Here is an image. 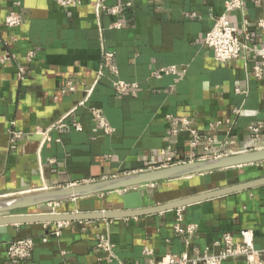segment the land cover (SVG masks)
Segmentation results:
<instances>
[{
  "label": "crops",
  "instance_id": "crops-1",
  "mask_svg": "<svg viewBox=\"0 0 264 264\" xmlns=\"http://www.w3.org/2000/svg\"><path fill=\"white\" fill-rule=\"evenodd\" d=\"M229 1L106 0V7L119 5V13L97 16L95 0H78L71 9L57 0H0V56L8 58L0 64V201L264 149V74L253 75L254 67L264 68V57L250 53L218 64L202 43ZM241 2L226 16L261 49L264 34L255 23L264 0ZM9 13L21 17L19 26H5ZM18 65L26 71L23 80ZM117 81L134 87L118 94ZM68 83L74 92L63 91ZM95 109L111 133L98 127ZM167 117L185 119L195 134L172 133ZM12 132L21 136L13 139ZM251 166L191 177L201 179L191 187L194 194L171 196L181 193L170 187L181 180L148 185L143 205L211 191L214 183L221 189L248 182L233 183L230 174ZM122 193L56 203L53 212L120 210ZM177 210L69 222L58 235L54 223L10 226L0 234V264H10L9 243L26 237L35 246L20 264H155L184 250L186 237L173 230L178 215L182 227H196L191 248H212L225 233L240 242L241 231L251 230L255 247L264 250V185ZM49 212L48 204L0 217ZM98 234L113 246L110 254L96 247ZM144 249L153 254L143 255Z\"/></svg>",
  "mask_w": 264,
  "mask_h": 264
},
{
  "label": "built area",
  "instance_id": "built-area-1",
  "mask_svg": "<svg viewBox=\"0 0 264 264\" xmlns=\"http://www.w3.org/2000/svg\"><path fill=\"white\" fill-rule=\"evenodd\" d=\"M131 1V0H129ZM106 0H95V12L97 16L101 12H106L112 16H115L120 11V6L106 7ZM57 3L65 8L71 9L79 5L78 0H57ZM241 0H230L225 4V14L214 19L213 25L210 30L204 36L202 43L205 48L212 52L214 61L218 64H228L236 61L242 57H246L250 53H258L261 57H264V46L261 49H255L251 46L252 38L247 29L244 28L243 32L237 31L236 27L228 20L226 13H230L241 8ZM4 24L8 28H14L21 24V17L15 13H9L4 20ZM120 25L115 24L113 27L118 28ZM255 28L264 34V15L259 18L255 23ZM105 60L111 59L112 55L104 53ZM6 56H0V64L7 61ZM174 69L164 71V73H173ZM264 74V68L254 67L253 75L256 79H261ZM17 75L19 80H23L26 71L23 66H17ZM100 76V75H99ZM115 91L118 94H125L134 86L126 84L121 81H117L113 84ZM63 91L74 92V87L68 83ZM90 92V91H89ZM88 92V93H89ZM82 105V102L79 103ZM92 115L97 121L98 127L105 133H111V129L105 121L103 115L99 110H92ZM171 121V132L174 134L180 132H189L192 135L195 131L191 130L188 121L185 119L175 120L171 117H167ZM255 131V130H253ZM13 139L19 138L20 133H11ZM39 136H44L45 133L38 132ZM167 162L171 160L166 159ZM169 167V166H168ZM167 168V167H165ZM56 203L49 204L51 212L48 214L54 215V208ZM180 209L177 210L179 213ZM181 218L178 215L175 225L173 226L174 233L177 235H184V250L178 254H165L155 264H224L228 261L242 260L245 264H264V250H259L254 245V234L251 230L241 231L240 242H235L232 235L225 233L222 235L221 240L213 245L212 248L197 249L190 247V236L195 231V225H187L182 227L180 225ZM69 222L54 223L55 235H58V231L63 227L68 226ZM82 223V222H79ZM90 224L89 222H85ZM48 225V224H46ZM44 224V228L46 227ZM85 230V228H83ZM97 244L96 247L101 251L110 254L113 246L109 240L101 234L96 235ZM43 242L46 239L42 240ZM34 241L31 238H21L9 243L6 248V257L10 264H20L31 257L34 249ZM153 252L150 249H144L143 255L151 256Z\"/></svg>",
  "mask_w": 264,
  "mask_h": 264
},
{
  "label": "water",
  "instance_id": "water-1",
  "mask_svg": "<svg viewBox=\"0 0 264 264\" xmlns=\"http://www.w3.org/2000/svg\"><path fill=\"white\" fill-rule=\"evenodd\" d=\"M264 163V149L208 161L188 162L167 168L127 175L117 179L43 191L31 195L0 201V215L69 200L83 199L115 192L120 195L121 209L115 211L85 212L75 214L8 215L0 217V234L7 227L34 223L81 222L142 217L181 209L196 203L250 190L264 185V177L242 184L215 189L196 195L145 208L142 193L148 185L188 179L214 172Z\"/></svg>",
  "mask_w": 264,
  "mask_h": 264
},
{
  "label": "rangeland",
  "instance_id": "rangeland-1",
  "mask_svg": "<svg viewBox=\"0 0 264 264\" xmlns=\"http://www.w3.org/2000/svg\"><path fill=\"white\" fill-rule=\"evenodd\" d=\"M264 176V168L256 167V166H251L250 168H246L243 170H236L230 174V177L232 179L233 183H239V182H244V181H249L255 178H259ZM197 177V176H196ZM201 182L200 178H191L187 180H181L179 182H176L175 185L173 184L170 187L180 189L181 193H172L171 196H177L181 194H185L186 192L188 194H194L197 193V190L193 189L191 190V187H193L194 184H198ZM231 183V184H233ZM222 185L221 184H212L210 185V189H217L220 188ZM207 190V189H206ZM186 196V195H185Z\"/></svg>",
  "mask_w": 264,
  "mask_h": 264
}]
</instances>
